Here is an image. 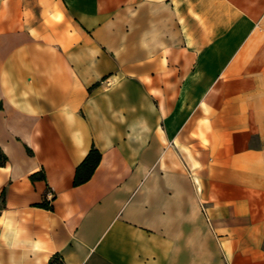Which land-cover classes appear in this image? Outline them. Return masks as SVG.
Returning <instances> with one entry per match:
<instances>
[{
    "label": "crops",
    "instance_id": "obj_1",
    "mask_svg": "<svg viewBox=\"0 0 264 264\" xmlns=\"http://www.w3.org/2000/svg\"><path fill=\"white\" fill-rule=\"evenodd\" d=\"M0 151V264H264V0H0Z\"/></svg>",
    "mask_w": 264,
    "mask_h": 264
},
{
    "label": "trees",
    "instance_id": "obj_2",
    "mask_svg": "<svg viewBox=\"0 0 264 264\" xmlns=\"http://www.w3.org/2000/svg\"><path fill=\"white\" fill-rule=\"evenodd\" d=\"M94 155H96L95 158ZM98 160H99V153L96 150L91 149V151L87 154L81 165L82 166L90 165V171H89L90 174L94 169L95 165L98 163ZM5 161H6V156L0 151V166L3 165ZM83 180L79 179V177H76L75 183L78 184L80 182H83ZM48 264H63V262L59 255H54Z\"/></svg>",
    "mask_w": 264,
    "mask_h": 264
}]
</instances>
